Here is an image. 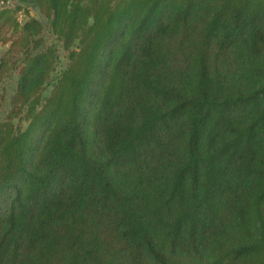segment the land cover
<instances>
[{
  "label": "trees",
  "instance_id": "1",
  "mask_svg": "<svg viewBox=\"0 0 264 264\" xmlns=\"http://www.w3.org/2000/svg\"><path fill=\"white\" fill-rule=\"evenodd\" d=\"M8 2L0 264H264V0Z\"/></svg>",
  "mask_w": 264,
  "mask_h": 264
},
{
  "label": "rangeland",
  "instance_id": "2",
  "mask_svg": "<svg viewBox=\"0 0 264 264\" xmlns=\"http://www.w3.org/2000/svg\"><path fill=\"white\" fill-rule=\"evenodd\" d=\"M9 2L7 5L11 6L16 4L17 0H8ZM30 18H36L42 20L46 26L45 31L43 32V37L45 39V44L47 47L51 46L52 44H57L58 51L60 53V57L57 61V72H60L65 65L68 63L67 52L62 48L60 42L56 41V37L52 35V33L48 29V24L46 19L40 16L39 12L36 9L30 8L27 13L24 11L19 12L18 19L22 23L29 20ZM10 44L2 45L0 43V59L2 55L9 49ZM22 64L18 66L17 69L13 70L10 74L6 75L4 79L0 83V122L5 120L9 113L13 109V105L10 103L12 96L15 94L17 89V82L19 73L22 69ZM25 127L27 125L26 122L23 124Z\"/></svg>",
  "mask_w": 264,
  "mask_h": 264
}]
</instances>
